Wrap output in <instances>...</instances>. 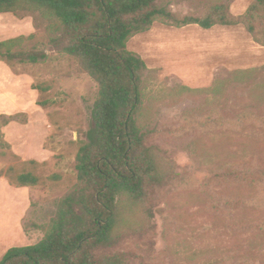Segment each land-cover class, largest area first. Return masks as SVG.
<instances>
[{
    "label": "rangeland",
    "instance_id": "obj_1",
    "mask_svg": "<svg viewBox=\"0 0 264 264\" xmlns=\"http://www.w3.org/2000/svg\"><path fill=\"white\" fill-rule=\"evenodd\" d=\"M233 1L171 0L170 8L179 16H200L228 3L231 13ZM19 14H1L0 42L23 36L14 51L44 50L49 58L0 61L20 77L16 84L0 70V141L8 144L0 147V260L10 248L42 239L46 212L75 184L76 155L97 94V84L77 71L74 59L51 51L55 21L40 12ZM189 31L154 23L127 43L147 68L142 109L157 130L149 144L163 152L177 176L149 202L150 215L138 213L135 228L106 253L122 255L123 264H264V213L239 207L250 193L224 168L264 165V132L215 130L211 115L217 108L228 118L245 110L264 113V46L246 32L243 40L229 37L238 46L231 54L214 49L221 41L209 34ZM162 43L168 46L162 49ZM7 116L13 119L3 126ZM204 121L210 123L203 130L197 122ZM9 167L34 172L39 185H10L4 176Z\"/></svg>",
    "mask_w": 264,
    "mask_h": 264
},
{
    "label": "trees",
    "instance_id": "obj_2",
    "mask_svg": "<svg viewBox=\"0 0 264 264\" xmlns=\"http://www.w3.org/2000/svg\"><path fill=\"white\" fill-rule=\"evenodd\" d=\"M171 4V0H0V15L40 12L54 20L56 36L49 40L51 51L74 59L77 71L97 84L90 125L76 155L75 184L46 212L42 239L10 248L0 264H123L122 255L106 252L120 242L122 234L135 228L138 213L150 215L149 202L177 176L163 152L149 144L157 130L146 122L142 109L140 88L147 68L143 59L127 48L128 41L154 23L202 29L242 25L255 43L264 46V0H253L240 15H232L227 3L212 5L200 16H179ZM23 39L19 36L0 42V61L35 64L49 58L44 50L14 51ZM211 115L215 116V130L252 128L264 132V113L245 110L228 118L217 108ZM12 119L4 117L2 125ZM208 123L197 122L203 130ZM0 147L8 144L0 141ZM224 168L229 179L250 193L239 207L264 213V165L249 161ZM4 176L14 187L40 183L34 172L16 173L14 167ZM262 230L264 234V225Z\"/></svg>",
    "mask_w": 264,
    "mask_h": 264
},
{
    "label": "crops",
    "instance_id": "obj_3",
    "mask_svg": "<svg viewBox=\"0 0 264 264\" xmlns=\"http://www.w3.org/2000/svg\"><path fill=\"white\" fill-rule=\"evenodd\" d=\"M251 1H253V0H236V1H233V3L230 5L231 13L234 15L242 14L247 9V7L251 4ZM233 10L236 12H233ZM2 15H0V18ZM182 28L188 32H190L189 30H192L193 32L198 31V32H203V34H209V36L214 38V40L217 39L218 41H221V42H218V43L212 45V47L214 49H216V50H220V48L226 49V50H229L231 54H232L233 49L237 46V43L235 44L234 41H231V40L229 41V37L232 38V37L236 36V37L241 38V40H243V38L245 39V34H246V31L242 26H233V27L214 26L210 29H202L197 25H188V26H185ZM190 28H192V29H190ZM15 38H17V37H15ZM162 44H163V47H161L162 49H164L166 46H168V45H164V43H162ZM2 66H3L2 67L3 69L0 67V70H3L5 77L7 79H9L11 82H16V84H18L20 77L18 75L14 74L11 71V69L6 67L5 65H2ZM0 79H1V77H0Z\"/></svg>",
    "mask_w": 264,
    "mask_h": 264
}]
</instances>
